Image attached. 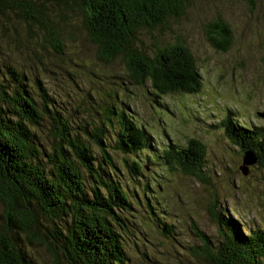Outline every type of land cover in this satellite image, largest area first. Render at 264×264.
Here are the masks:
<instances>
[{"label": "trees", "instance_id": "trees-1", "mask_svg": "<svg viewBox=\"0 0 264 264\" xmlns=\"http://www.w3.org/2000/svg\"><path fill=\"white\" fill-rule=\"evenodd\" d=\"M211 1L219 3L216 11L199 27L212 48L227 53L236 31L222 7L224 0ZM242 1L250 18L264 2ZM200 4L0 0V264H37V247L48 251L54 264H129L134 201L117 165L131 177L141 176L142 162L135 155L155 151L154 139L116 93L111 94L115 102L97 115L88 109V115H81L78 71L61 70L68 93L58 94L45 83L44 75H53L47 59L66 65L71 62L67 44L85 38L96 65L103 71L122 67L126 80L150 89L155 103L166 96L197 94L201 76L186 30L195 26L191 14ZM94 96L79 98L89 104ZM222 127L233 144L245 155L253 153L264 168V127L247 128L231 114ZM112 152L121 160H114ZM206 152L200 140L192 139L186 148L167 145L156 157L171 171L207 182ZM146 205L156 216L152 203ZM223 205L210 197L208 210L220 240L194 225L201 245L191 248L193 254L206 264H264V227L242 226ZM160 226L164 236L170 235L169 225Z\"/></svg>", "mask_w": 264, "mask_h": 264}, {"label": "rangeland", "instance_id": "rangeland-1", "mask_svg": "<svg viewBox=\"0 0 264 264\" xmlns=\"http://www.w3.org/2000/svg\"><path fill=\"white\" fill-rule=\"evenodd\" d=\"M201 1L202 5L191 14L195 26L186 30L190 33L188 43L201 76L202 89L197 94L166 96L156 99L155 103L150 89L139 88L126 80L122 67L114 65V69L103 71L96 65L94 49L85 38L67 44L65 54L71 62L66 65L62 66L54 58L47 59L53 75H44L45 83L58 94L66 91V75L61 70L72 72L75 68L81 75L75 73L80 85L77 103L84 105L81 115H88L86 109L89 114L97 115L102 106L106 108L115 102L111 94L116 93L127 105L128 113L136 116L154 139L155 151L135 155L142 162L141 176L131 177L116 164L134 201L129 216V230L133 234L128 248L129 264H206L191 248L201 245L194 234V225L213 241L220 240L218 226L208 210L210 197L214 195L224 204L222 209L231 216L236 215L242 226L264 227V168L256 163L244 174L241 168L245 167V153L229 140L222 127L229 114L247 128L264 127V119L258 116L264 113V2L260 1L251 18L242 0L222 2L236 31L235 43L223 53L204 40L199 27L214 14L219 3ZM79 64L86 69H81ZM38 70L43 72L41 67ZM87 93L97 95L89 104L79 98ZM192 139L200 140L206 147L207 182L171 171L156 157L167 145L186 148ZM112 156L116 161L121 160L118 153L112 152ZM136 194L139 197L135 199ZM145 199L152 203L156 216ZM160 222L172 228L170 235L164 236ZM33 254L37 264H54L44 248H33Z\"/></svg>", "mask_w": 264, "mask_h": 264}, {"label": "water", "instance_id": "water-1", "mask_svg": "<svg viewBox=\"0 0 264 264\" xmlns=\"http://www.w3.org/2000/svg\"><path fill=\"white\" fill-rule=\"evenodd\" d=\"M258 115H259L261 118L264 119V113H259ZM256 162H257V158H256V156L253 155V153H251V152H247L246 155H245V157H244V163H243V165H244L245 167H242V168H241L242 172H243L244 174H246V173H247V169H248V167H249V166H252V165H254V164H256Z\"/></svg>", "mask_w": 264, "mask_h": 264}]
</instances>
